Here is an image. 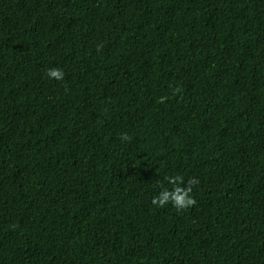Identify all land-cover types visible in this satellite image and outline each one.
Segmentation results:
<instances>
[{
	"label": "trees",
	"instance_id": "trees-1",
	"mask_svg": "<svg viewBox=\"0 0 264 264\" xmlns=\"http://www.w3.org/2000/svg\"><path fill=\"white\" fill-rule=\"evenodd\" d=\"M0 264H264V0H0Z\"/></svg>",
	"mask_w": 264,
	"mask_h": 264
},
{
	"label": "clouds",
	"instance_id": "clouds-1",
	"mask_svg": "<svg viewBox=\"0 0 264 264\" xmlns=\"http://www.w3.org/2000/svg\"><path fill=\"white\" fill-rule=\"evenodd\" d=\"M49 80L62 81L65 77L64 71L60 68H50L46 71ZM121 141H128L129 135L125 132L119 137ZM171 186V190L163 187L164 183ZM198 183L196 180L185 182L179 175H168L162 180H157L159 191L152 197L151 204L156 208H162L171 204L177 211L184 210L195 203L192 195V185Z\"/></svg>",
	"mask_w": 264,
	"mask_h": 264
}]
</instances>
